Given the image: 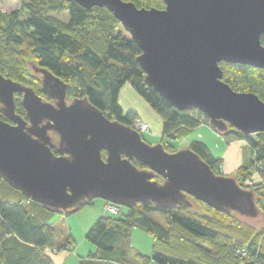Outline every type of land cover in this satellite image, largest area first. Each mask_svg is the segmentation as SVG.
I'll list each match as a JSON object with an SVG mask.
<instances>
[{
  "label": "water",
  "instance_id": "water-1",
  "mask_svg": "<svg viewBox=\"0 0 264 264\" xmlns=\"http://www.w3.org/2000/svg\"><path fill=\"white\" fill-rule=\"evenodd\" d=\"M65 1L112 12L142 51L137 61L145 83L172 107L202 113L220 133L231 127L246 138L264 133V102L233 90L220 66L264 70V0H162L164 9L124 0ZM37 71L52 102L0 74L6 119L0 118V178L26 199L68 213L94 199L131 209L139 203L191 206L190 196L220 212L260 215L252 191L216 174L190 148L169 153L161 143H148L88 98L69 101L65 82ZM16 95L26 119L16 113Z\"/></svg>",
  "mask_w": 264,
  "mask_h": 264
},
{
  "label": "trees",
  "instance_id": "trees-1",
  "mask_svg": "<svg viewBox=\"0 0 264 264\" xmlns=\"http://www.w3.org/2000/svg\"><path fill=\"white\" fill-rule=\"evenodd\" d=\"M124 1L138 8H165L162 0ZM63 15L68 18L66 22L59 19ZM261 40L264 44V37ZM141 54L131 34L107 8L86 9L65 0H22L21 10L8 15L0 12V74L33 88L45 98L42 76L37 70L47 69L67 84L69 101L88 98L109 118L131 127L138 114L126 112L119 102L122 89L129 84L163 121L160 143L167 152L174 153L175 143L199 128L204 115L172 107L149 87L137 61ZM220 66L223 81L233 90L255 93L264 102V70L224 62ZM15 102L16 113L26 119L21 95H16ZM0 118L6 120L1 111ZM215 131L255 147L261 178L252 179V168L245 165L232 177L254 193L260 214L264 215V134L258 135L257 143L252 136L246 138L232 127L224 133ZM143 139L148 142L144 136ZM189 148L216 174L225 175L220 169L221 159L213 156L207 144L196 140ZM134 164L146 168L136 161ZM156 180L163 182L160 176ZM188 200L191 206L139 203L126 208L122 218H99L86 233L95 251L80 264H264V229L255 231L249 219L237 212L217 211L190 196ZM75 212L61 213L33 201L27 203L20 191L0 178V264H52L48 251L73 247L69 235L66 244L58 249L53 219ZM153 214L165 215L167 225L156 221ZM135 228L152 235L151 256L129 247ZM240 249H245L246 254L238 255Z\"/></svg>",
  "mask_w": 264,
  "mask_h": 264
},
{
  "label": "rangeland",
  "instance_id": "rangeland-1",
  "mask_svg": "<svg viewBox=\"0 0 264 264\" xmlns=\"http://www.w3.org/2000/svg\"><path fill=\"white\" fill-rule=\"evenodd\" d=\"M21 8H22V0H0V12L3 14L8 15V14L13 13L15 11L21 10ZM59 19L66 22L68 18L66 15H63V16H60ZM120 99H121V103H122V104L120 103L121 107L124 109L127 108V110L125 109L126 112L134 111L135 113L138 114V118L133 122L132 125H134L135 123L138 124L140 120L142 122L147 123L143 119V117L141 116L140 111L142 110L143 107H146L150 111H152V110H151L150 106L133 90V88L129 84L125 85L124 88L122 89ZM129 108H132V109L137 108V110H132V109L128 110ZM111 119H114V117H111ZM200 119H201L202 125H207L213 129V127L209 123V120L206 119L205 116L200 118ZM147 124H148L149 128H148V130H146L143 133V136L146 140H148L149 143L157 144L156 142H158V138L150 136L151 135V127H150L149 123H147ZM200 129L201 130L196 131V132L193 131L194 134L193 135L191 134V136L194 138H197V140L202 139L201 141L204 142L205 144H207L209 146V148L211 149V151L217 157L220 156V154L226 149L227 145H229L231 143V142H229L230 140L237 139L235 136H232V135H229V136L220 135L214 129H213L214 131L211 129L209 130L205 126H203ZM258 135L259 134L252 135V139L254 140V142L255 141L257 143L260 142V137H258ZM162 137H163V134L161 136V139H162ZM181 140H179L175 143L177 147H178V143ZM246 144H247V146L242 148L243 155H244V164H242V165L251 166L253 174H254L252 176V179L257 181L261 177H260V170H259L260 164L257 162L256 156H255V147H253L248 142H246ZM241 166L237 167V165H236L235 169L227 174V173H224L225 165L223 164V160H221V168L220 169L223 172V174L228 175V176H232L235 173V171H237ZM250 182L251 181H249V180L247 181V183H249V184H250ZM28 201H30V200L27 199V203H28ZM90 202H93V203L87 204L86 206L81 208L79 211H77V212H75L69 216H65L64 219L67 218L66 221L65 220H62L61 222L58 221L59 216H61V215H57L53 219V224H55V226H56L55 228L57 231L56 246L58 247V249H60L68 241V239H69V230L68 229L71 226L72 230L74 231V233L78 239L76 250L79 249L78 252H80V251L86 252V254L88 255L89 252H87L88 251L87 246L91 245L94 249H95V247L90 242H88V240H86V238H85L86 234L83 231V223H85V221H86V218L84 216L86 215V213L100 212V214L104 215V216L110 215V216H115L116 218H122L123 214L126 212L125 207H118V206H116L112 203L106 202L102 199H94L93 201H90ZM109 205H114L117 207V213L116 214H111L107 211V207ZM152 217L156 221L160 222L161 224H163L165 226L167 225V217L165 215L153 214ZM248 219H249V221H247L248 224L250 226H252L255 229V231L259 232V231H262L264 229V215L263 214H260L257 218H248ZM93 224L91 225V227L93 226ZM152 246H153V237L151 234H149L148 232H146L145 230L140 229V228H135L133 230L130 241H129V247L132 248L134 250V252L139 251L146 256H151ZM58 251H56V252H58Z\"/></svg>",
  "mask_w": 264,
  "mask_h": 264
},
{
  "label": "crops",
  "instance_id": "crops-1",
  "mask_svg": "<svg viewBox=\"0 0 264 264\" xmlns=\"http://www.w3.org/2000/svg\"><path fill=\"white\" fill-rule=\"evenodd\" d=\"M119 102L121 103L120 98H119ZM125 109L127 110V108H125ZM130 109H132V108H129L128 110H130ZM132 110H137V108H133ZM140 112H141V116L143 117V119L147 123H149V125L151 127V135L150 136L158 138V142H156V143H160L161 136L163 134V121L161 120V118L158 115H156V113L153 110L150 111L146 107H143ZM203 126H205L209 130L210 129L213 130L211 127H209L207 125H202L201 127H199L194 132L201 130L200 128H202ZM194 132L191 134L193 135ZM191 134L189 136L185 137L184 139H182L178 143L177 150L189 148L191 143L193 141L197 140V138L192 137ZM229 142H231V143L229 145H227L226 149L218 157L209 148L214 157L223 160V164L225 165L224 173H227V174L230 173L232 170H234L236 165H237V167H239L242 164H244V155H243L242 148L247 146V144L244 140H241L238 138L232 139ZM103 216L104 215H101L100 212L86 213V215L84 216L86 218V221H85V223H83L84 233L86 234L88 232V230L90 229L91 225ZM64 218H65V215H63V216L61 215V216H59L58 221L59 222H61L62 220L66 221L67 218L66 219H64ZM54 226H55V224H54ZM68 230H69V235L72 236L73 247L70 246V249L68 248L65 250H59L58 252L48 251L47 254L50 256V258L52 260V264H80L82 259L87 258L90 253L95 251V249L91 245H88L87 246V248H88L87 252H89L88 255L86 254V252H82V251L78 252L79 249L76 250L77 249L76 248L77 243H78L77 236L75 235L71 226L69 227ZM85 238H86V236H85Z\"/></svg>",
  "mask_w": 264,
  "mask_h": 264
},
{
  "label": "built area",
  "instance_id": "built-area-1",
  "mask_svg": "<svg viewBox=\"0 0 264 264\" xmlns=\"http://www.w3.org/2000/svg\"><path fill=\"white\" fill-rule=\"evenodd\" d=\"M133 129H135L136 131H138L140 134H143L146 130H148L149 126L147 123L142 122L141 120L139 121L138 124H134L131 126ZM107 211L111 214H116L117 213V207L114 205H109L107 207ZM238 255H245L246 254V250L245 249H240L238 250Z\"/></svg>",
  "mask_w": 264,
  "mask_h": 264
},
{
  "label": "flooded vegetation",
  "instance_id": "flooded-vegetation-1",
  "mask_svg": "<svg viewBox=\"0 0 264 264\" xmlns=\"http://www.w3.org/2000/svg\"><path fill=\"white\" fill-rule=\"evenodd\" d=\"M41 76H42V75H41ZM45 98H46V100H47V101H50V102H52V99H51V98H49L47 95H46V97H45Z\"/></svg>",
  "mask_w": 264,
  "mask_h": 264
}]
</instances>
